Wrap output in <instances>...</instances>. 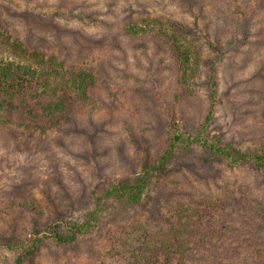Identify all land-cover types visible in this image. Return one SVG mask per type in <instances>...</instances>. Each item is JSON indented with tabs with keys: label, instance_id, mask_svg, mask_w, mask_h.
Segmentation results:
<instances>
[{
	"label": "rangeland",
	"instance_id": "1",
	"mask_svg": "<svg viewBox=\"0 0 264 264\" xmlns=\"http://www.w3.org/2000/svg\"><path fill=\"white\" fill-rule=\"evenodd\" d=\"M255 1L0 0L2 8L28 6L39 13L58 3L73 5L78 12H97V26L92 28L89 23L60 18L65 27L86 29L94 45L83 33L89 39L86 46L82 44L85 50L80 56L71 50L64 57L52 48L48 55L71 61L77 69L84 65L96 71L101 99L59 117V124L45 131H12L0 124V264H13L15 254L5 246L23 240L34 229L80 223L92 208L91 192L105 176L132 180L161 157L170 141L165 124L170 111L192 134L204 125L210 63L216 56L211 45L230 43L232 48L215 66L218 103L207 132L239 151L263 149L264 3L245 23H239L235 14L237 8L250 11ZM111 4L109 11L106 6ZM174 22L187 32L180 35ZM124 27L144 32L131 37L124 35ZM1 49L0 62L13 59ZM183 155L153 180L151 200L137 206H108L94 230L69 247L42 246L31 264H141L138 250L146 240L133 223L148 222L157 227L155 234L165 230L161 223L154 224L150 212L168 218L170 211L179 210L176 201L182 197L221 194L216 184L226 182L235 190L233 184L239 179L253 185L264 201V169H228L213 162L199 146ZM201 159L210 162L203 164ZM159 184L164 196L159 195ZM154 199L159 200L158 208ZM24 203L36 210L25 208Z\"/></svg>",
	"mask_w": 264,
	"mask_h": 264
},
{
	"label": "trees",
	"instance_id": "2",
	"mask_svg": "<svg viewBox=\"0 0 264 264\" xmlns=\"http://www.w3.org/2000/svg\"><path fill=\"white\" fill-rule=\"evenodd\" d=\"M262 3L264 0H256L255 6L245 13L237 8L235 14H239V23H245L252 11ZM113 4L106 8L112 11ZM87 11L78 12L73 5L66 6L64 3H58L53 9L48 8L40 13L34 7L31 10L28 6L26 9L19 5L0 7V47L13 56L10 61L0 62L1 126L6 125L12 131H45V127L50 129L58 125L59 117L74 112L77 107L84 108L96 103L97 99L101 100L96 71L86 69L84 65L77 69L71 61L59 59L55 54L48 55L52 48L64 57L68 56L71 50H76L80 56L85 50L83 45L86 46L87 39L90 38L89 45L96 43L92 34H86V29L71 28L68 24H65L68 26L65 27L60 23V18L65 16L66 21L73 18L91 24V28L94 24L97 26V12L87 14ZM29 12L33 13L35 20L30 19ZM31 20L39 24H34ZM172 24L180 35L187 32L181 23ZM139 32L144 31H140L138 27L123 28L124 35L131 37ZM45 34H48V37H45ZM172 37L177 41V37ZM165 39L166 42L169 41ZM210 48L216 51V56L210 63L212 80L208 84L209 96L204 125L192 134L175 120L174 111H170L169 119L165 122L170 141L161 157L153 164L145 166L132 180L105 176L101 186L91 192L92 208L85 213L80 223L66 228L62 225H51L44 229H34L33 233L23 240L14 244L9 242L5 248L15 254L13 264H31L45 245L52 244L60 248L74 245L79 237L96 228L108 206H114L116 203L137 206L145 199L151 200L149 192L153 180L166 173L169 162L177 160L193 147L199 146L213 162H218L228 169L244 166L264 169V147L258 153L239 151L230 144L211 137L207 132L218 103L215 66L232 46L226 43L219 47L211 45ZM177 52H180L179 48ZM181 54L183 55L182 52ZM184 58L187 60V57ZM201 161L203 164L210 162L209 159ZM231 187L232 184L225 182L222 186L216 184V192L222 189L221 194L199 193L187 196L186 199L182 197L181 201H176L179 210L172 212L173 215L170 211L168 218L161 217L162 213L158 211L150 212L148 216L153 218L154 224L161 223L165 229H160L156 234L153 232V229L158 231L156 226L150 227L148 222L140 224L135 221L133 227L142 230L146 240V244L143 243L138 250L142 257L138 262L264 264L263 197L253 185L239 179L233 184L235 190ZM158 192L164 196L165 192L160 184ZM173 195L175 198L179 197L175 191ZM154 201L158 208L159 200ZM24 204L25 208L36 210L32 205ZM151 231L155 236L150 235Z\"/></svg>",
	"mask_w": 264,
	"mask_h": 264
}]
</instances>
